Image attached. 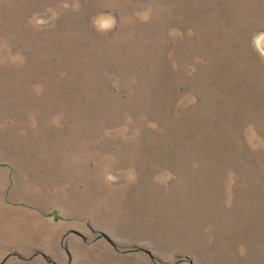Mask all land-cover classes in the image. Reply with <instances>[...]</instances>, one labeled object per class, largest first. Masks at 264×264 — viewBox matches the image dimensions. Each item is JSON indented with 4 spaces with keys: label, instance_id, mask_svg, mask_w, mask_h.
<instances>
[{
    "label": "rangeland",
    "instance_id": "obj_1",
    "mask_svg": "<svg viewBox=\"0 0 264 264\" xmlns=\"http://www.w3.org/2000/svg\"><path fill=\"white\" fill-rule=\"evenodd\" d=\"M260 33L264 0H0V264H264Z\"/></svg>",
    "mask_w": 264,
    "mask_h": 264
},
{
    "label": "crops",
    "instance_id": "obj_2",
    "mask_svg": "<svg viewBox=\"0 0 264 264\" xmlns=\"http://www.w3.org/2000/svg\"><path fill=\"white\" fill-rule=\"evenodd\" d=\"M13 170L14 168L12 167L0 166V175L2 176L0 177V234H20L19 230L6 231L4 229L5 225L7 226V219H12V215L15 213H19V211L28 213V211L31 210V205L29 204V202H15V200L11 196L10 188L12 185L11 180H13ZM23 207L26 208V210ZM32 210H37V207L34 206ZM25 234H29V231L26 230Z\"/></svg>",
    "mask_w": 264,
    "mask_h": 264
},
{
    "label": "clouds",
    "instance_id": "obj_3",
    "mask_svg": "<svg viewBox=\"0 0 264 264\" xmlns=\"http://www.w3.org/2000/svg\"><path fill=\"white\" fill-rule=\"evenodd\" d=\"M115 23L114 20L108 19L105 20L104 24L102 25L103 28L107 29L110 28ZM255 49L258 51L260 58L264 59V33H260L254 40ZM109 179H113L109 177Z\"/></svg>",
    "mask_w": 264,
    "mask_h": 264
}]
</instances>
